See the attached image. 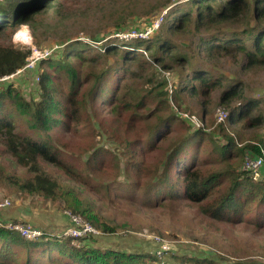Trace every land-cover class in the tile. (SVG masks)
I'll use <instances>...</instances> for the list:
<instances>
[{"label":"trees","instance_id":"trees-1","mask_svg":"<svg viewBox=\"0 0 264 264\" xmlns=\"http://www.w3.org/2000/svg\"><path fill=\"white\" fill-rule=\"evenodd\" d=\"M76 1L0 0V77L22 67L30 53L29 47L13 43L15 31L27 24L39 44L40 35L48 39L51 33L42 18L53 20ZM177 3L151 38L66 39L62 53L40 60L39 67L46 68L36 83V98H27L22 88L4 81L0 146L30 176L18 182L0 165V178L18 190L61 200L65 209L105 231L114 232V227L100 222L88 198L67 184L79 182L92 190L99 176L117 183L123 173L134 194L143 195L139 202L144 205L163 206L173 213L183 201L211 225L242 224L246 230L264 232V180H253L241 168L248 154L264 157V91L247 96L242 83H225L212 69L240 59L245 70L264 66V0ZM63 22L58 19L52 28ZM227 25L236 28L222 31ZM156 70L163 75L159 80ZM183 96L202 106V127L178 116L188 111ZM101 104L107 105L111 120L96 118ZM217 104L227 108L228 117L215 119V127L205 131V121L207 126L213 122L207 110ZM56 128L79 141L59 145L52 135ZM96 135L122 146L124 163L117 152L95 145ZM42 164L53 169L54 176ZM90 237L78 246L62 233L31 240L0 223V264H214L206 257L170 254L173 245L166 251H158L155 242L151 249L120 250L90 246ZM51 250L55 256H44Z\"/></svg>","mask_w":264,"mask_h":264},{"label":"rangeland","instance_id":"rangeland-1","mask_svg":"<svg viewBox=\"0 0 264 264\" xmlns=\"http://www.w3.org/2000/svg\"><path fill=\"white\" fill-rule=\"evenodd\" d=\"M182 2H185V0H78L68 9L62 10V14L58 13L53 20L49 19L50 17L42 18L46 26L51 29L49 38L45 39L47 34H42L38 38L39 44L34 42V38L31 44L33 43V45L40 48H52L53 53L60 54L63 52L61 45L66 42V39L90 38L89 36H94L100 40L107 35L108 37L115 38V32L121 31L117 29L126 31L133 26L142 29L150 19L159 16L164 10H169V13L173 10L172 8L175 3L179 5ZM60 18L64 22L53 29L52 26ZM233 28L236 27L227 25L221 30L227 32L233 30ZM17 30L13 33V36ZM114 30L116 31L111 34ZM150 36L148 38L152 37ZM134 38L137 39L136 37ZM245 43L251 45L249 39H246ZM15 45L20 46L23 44L15 43ZM58 57L56 56L55 58ZM75 61L77 62V60ZM241 62V59L238 64L224 61L219 66H212V69L215 73L224 76L223 80L225 83H235L236 80L242 83L244 85V93L247 96H259L263 94L264 66L257 69L245 70L241 67ZM45 68V66L39 67L33 71L34 75L26 77L20 74L14 75L13 79L6 82H12L14 85L22 88L23 94L27 98H36V83L39 80L40 73ZM162 76V73L156 70L155 79L159 80ZM174 80V78L169 76V83L173 84ZM3 86H5L4 81H0V89ZM175 86H177V83H175ZM218 92L216 91L213 95L216 101ZM183 98V102L186 103L188 110H186V114L190 112L200 119L204 112L199 102L188 96H183ZM106 106L105 104H101L96 107V118L98 120L107 121L112 119V114ZM183 106L184 104H182ZM217 108L224 107L217 104L207 110V114L212 118L213 122L207 126L208 122L205 121V131H211L215 127ZM173 109L178 114L179 110H176L175 107ZM225 110L227 111V108ZM186 114L179 111L178 116L186 118ZM200 120L201 122L203 121L202 119ZM94 125L98 131H101L96 121ZM22 128H27V125H23ZM235 128H238V126L236 125ZM52 135L54 140L61 146H64L62 142L74 144L79 141L78 137L59 128H56ZM95 143V145L103 146L113 153L117 152L118 159H122L124 163V158L121 154L122 146L109 142L105 135H96ZM0 153L2 154L0 165L6 173L13 175L18 182L30 176L24 168L18 166L9 155L3 152L2 146H0ZM86 155L88 154H83V156ZM42 166L46 171H50L51 176H54L53 169L45 164H42ZM55 173L63 182L65 181V177L59 171L55 170ZM117 180V183H113L110 177L99 176L93 182L92 190L87 185L79 182H68L70 185H66L70 186L68 188L74 192L77 191L76 194L81 198H88V202L98 214L100 222H103L108 227H114V232H111L109 230L105 231L100 225H96L95 227L100 231V234L90 237L88 241L90 246L104 247L109 245L120 250H141L143 247L151 249L152 246H157V244H154L156 242L154 240H160V242L165 244L169 243L170 246L173 245L174 251L170 254L206 257L212 259L214 264H233L236 262L264 263L263 231L246 230L242 224L233 225L232 223L225 222H215L216 225H211L207 222L206 218L200 216L197 208L183 201L179 202L177 210L173 213L165 211V207L163 206L144 205L139 202L143 200V195L134 194L123 173L119 175ZM253 180H264V172H262L260 177L253 178ZM4 198H9L12 201L11 205L6 208L14 210L13 208L18 207L19 210H25L30 215L27 221L46 230L49 227L43 226L47 225L52 214L59 213L64 215L63 211L67 210L63 207V202L57 198H46L40 194L29 193L21 189L18 190V187L11 185L8 180L0 178V200ZM68 225L69 222H67V225L62 223L58 226L62 227L61 229L57 231L52 230L50 233L55 232L54 235L62 233L61 230ZM144 229L149 234L143 237L142 232ZM54 252L51 250L48 254L45 253L44 256H48L49 254L55 256L56 252ZM165 256H168V254Z\"/></svg>","mask_w":264,"mask_h":264},{"label":"built area","instance_id":"built-area-1","mask_svg":"<svg viewBox=\"0 0 264 264\" xmlns=\"http://www.w3.org/2000/svg\"><path fill=\"white\" fill-rule=\"evenodd\" d=\"M167 11L168 10H164L159 14V16L150 19L142 29H139L138 27H132L131 29L126 31L115 32V36L120 39L128 40L135 39L134 37H136L137 39L148 38L159 28L164 16L167 14ZM79 39L83 40L84 42H90L89 38ZM27 47L30 48V53L26 57L25 64L22 67L16 69L14 72L0 77V81H9L13 79L14 75L17 76L18 74L23 77L34 75L33 71L39 67L40 60L48 58L52 53V48L36 47L35 45H33V43L27 45ZM186 115V118L193 123L195 128L198 129L203 126L201 120L194 114ZM215 115L217 121H223L227 116V112L223 108H217ZM242 167L253 178L260 177L262 172H264V157L248 154L243 160ZM11 203L12 201L9 198L0 200V209L10 206ZM63 213L68 217L69 225L62 231V234L71 238V243L73 245L78 246L84 243V239L88 236L100 234V231L94 225H92L86 219L82 218L80 215H76L69 210H64ZM0 223H3L7 229L17 231L20 235L27 239H37L40 236L46 234L39 226H36L29 221L9 219L6 221H0ZM147 234H149L148 231L144 229V231L142 232V236L144 237ZM80 238H83V240H80ZM154 241H156L155 243L159 245L157 246L158 251H166L171 248L169 243L165 244L163 242H160V240Z\"/></svg>","mask_w":264,"mask_h":264},{"label":"crops","instance_id":"crops-1","mask_svg":"<svg viewBox=\"0 0 264 264\" xmlns=\"http://www.w3.org/2000/svg\"><path fill=\"white\" fill-rule=\"evenodd\" d=\"M13 209L14 210L8 209V208H6V209L1 208L0 209V221H6V220H9V219H17V220H22V221L29 220L30 215L25 210H19L18 207H15ZM67 222H69V219H68V217L65 214L64 215L59 214V213L52 214L50 216V220L47 223V225L43 226V227H49V228L47 230L44 229V228H41V229L47 231L46 234H48V235L49 234H53V233H50V231H52V230L57 231V230L61 229L62 227H58V226L60 224H62V223L67 225ZM63 230H61V231H63ZM54 234H55V232H54Z\"/></svg>","mask_w":264,"mask_h":264},{"label":"clouds","instance_id":"clouds-1","mask_svg":"<svg viewBox=\"0 0 264 264\" xmlns=\"http://www.w3.org/2000/svg\"><path fill=\"white\" fill-rule=\"evenodd\" d=\"M32 40L31 29L27 24L21 25L13 36L14 43L23 44L25 46L30 45Z\"/></svg>","mask_w":264,"mask_h":264}]
</instances>
